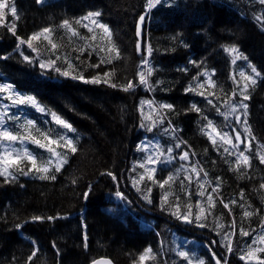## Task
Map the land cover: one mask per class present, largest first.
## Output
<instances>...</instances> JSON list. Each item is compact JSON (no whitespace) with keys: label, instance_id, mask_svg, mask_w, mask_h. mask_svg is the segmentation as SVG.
<instances>
[{"label":"trees","instance_id":"trees-1","mask_svg":"<svg viewBox=\"0 0 264 264\" xmlns=\"http://www.w3.org/2000/svg\"><path fill=\"white\" fill-rule=\"evenodd\" d=\"M256 1L163 0L150 9L146 26L141 28L139 18L146 12L147 0H54L46 4L36 0H12L19 19L8 8L4 9L7 14L3 15L5 24L0 25V72L46 106V115L31 114L36 119L35 127L52 138L59 135L72 138L78 151L72 154L66 149H56L67 153L68 163L59 173H54L55 180H41L38 174L24 176L15 173L16 179L11 182L0 177V264H25L27 257L37 248L39 252L33 264H91L99 257H109L118 264H132L146 247L153 249L157 256L154 262L160 264L163 251L166 250L168 260L171 251L162 245L166 237L162 220L171 236L181 242L188 240L185 233L199 240L196 250L204 254L205 263L215 264V253L216 257L227 259L229 264H248L240 259L239 248L252 243L264 222V211L251 218L243 217L245 209L264 210V189L259 187L264 183V164L255 158L259 145L264 144V75L258 78L254 90H250L251 98L246 101L249 105L247 120L256 137L253 152L246 153L253 157L252 166L241 169L247 175L242 178L240 172L231 170L238 155L236 149L221 146L219 141L214 147L202 129L211 120L219 131L234 137L232 129L237 127L232 115L225 120L220 114L228 110L224 101L233 90L237 92L233 103L241 99L236 83H244L239 75L241 72L252 75L249 64L264 74V19H256L264 17V5L261 7L259 0ZM97 11L101 16L95 19L108 26L112 41L121 54L120 59L110 64L100 63L108 55L100 51V48L109 46L107 38L102 39V30L93 29L95 24L83 19L89 12ZM65 20L71 22L79 35L73 36L66 28L60 27ZM13 23L17 35L24 39L45 27L51 28L50 39L58 48L51 49L43 37L33 42L38 52H33L27 45L17 48L18 40L8 30ZM89 28L93 31L90 32ZM93 36L95 40L82 39ZM138 45L142 48L138 49ZM230 46H235L247 60L232 63L234 54L225 51ZM149 47L152 48L151 55L147 54ZM21 52L33 58V63L24 61ZM144 59L154 69L148 77L151 88L140 84L137 75L143 70ZM49 60L55 62L52 68L39 67V63ZM69 62L74 66L72 69L68 68ZM95 64L100 67L90 66ZM55 67L71 71L73 75L83 74L87 79L103 76L114 69L116 74L112 83L124 85L132 81L135 88L125 92L120 87L113 88L104 83H85L61 76ZM204 72H208L217 85L209 90L214 91L219 99L207 97L216 107L208 104L205 96L187 90L207 81L208 77L202 75ZM197 91L203 90L197 88ZM142 101L153 103L151 106L142 105ZM161 104H171L173 110L161 109ZM192 104H196L201 112L190 111ZM50 112L69 122L75 132L56 124ZM157 112L163 117L162 124H157L152 131L141 126L146 115L151 114L153 119L159 120ZM165 128L169 129L166 133L171 136L164 134V138L174 143L173 157L177 160L167 166L169 147H163L165 154L159 157L163 161L149 166H157L155 175L159 180L170 174L178 175L179 179L171 189L175 195L169 200L173 204L180 203L182 210L185 203H204L209 194L207 191L205 197L199 198L200 189L196 188L197 178L191 173V167L195 165L208 173L206 177L201 173V178L210 182L205 187L217 199L211 217L224 224L229 233L232 231L231 222L235 220L237 223V235L232 237L234 252L229 254L225 242L219 239L225 234L223 230L212 229L216 242L213 243L211 233L200 238L199 232L187 228L183 220L171 214L174 209L165 210L161 197L167 188L161 189L147 180L134 185V180L139 179L144 171L138 167L145 161L143 142L147 141L146 156L153 150L157 152L155 146L158 143L151 140L152 135ZM170 129H175V133L172 134ZM38 138L47 143L42 137ZM177 143H180V149L175 147ZM234 143L239 142L234 140ZM30 146L36 154L38 152L40 159L51 158L46 149ZM224 147H229L233 155L224 152ZM189 150L197 155H192ZM183 151L191 154L188 161L179 159ZM177 169H180L178 173ZM108 172L117 179L107 175ZM186 175L192 176L191 183L184 179ZM180 181L184 182L186 191H181ZM217 185L218 192H213ZM145 193L152 202L147 200L144 206L139 201ZM186 193H192L191 197ZM219 200L225 203L235 200L237 204L230 205L232 211L229 213ZM193 211H196L195 207ZM34 216L56 219L33 221ZM142 220L153 225L144 224ZM175 222L183 225L175 226ZM240 227L248 230L251 236L239 235ZM15 257L17 259H13ZM163 264L166 263L163 261Z\"/></svg>","mask_w":264,"mask_h":264},{"label":"snow or ice","instance_id":"snow-or-ice-1","mask_svg":"<svg viewBox=\"0 0 264 264\" xmlns=\"http://www.w3.org/2000/svg\"><path fill=\"white\" fill-rule=\"evenodd\" d=\"M37 3H43L44 0H36ZM163 2V0H147L146 7L148 9L155 8L157 5H160ZM259 3L261 5H264V0H259ZM8 7L7 0H0V24L3 23V10ZM10 11L13 16H15L17 19H19L17 15V8L15 5H11ZM101 16V13L99 11L97 12H89L83 19L89 20L92 24H95L98 28H100L103 32L102 39L104 37L107 38L108 47L107 48H100V51L107 52V56L105 58L101 59L100 63H112L113 60L120 59V51L116 47V45L112 41V33L109 30L108 26L105 24L100 23L96 17ZM145 17L141 16L139 18L140 22L143 23ZM257 20H262L264 17H256ZM77 24L80 23L79 20L76 21ZM60 27L66 28L69 32L72 33L73 36L79 35L78 32L72 27V24L70 21L65 20ZM87 27V25H85ZM8 30L12 32L13 35L16 36L18 40L17 48L20 47V45H27L29 49H31L33 52H38V48L34 46V41H39L41 37H43L44 40L48 41V44L51 46V49L58 48V45L54 43L50 37L52 33V29L45 27L40 30V32L33 33L29 38L24 39L17 35L16 33V25L15 23L8 26ZM89 31H93V29L89 28ZM140 34L139 31L137 33ZM82 39H93L95 40L96 37H82ZM142 48L141 45H138V49ZM225 51L228 52L230 55H233V61L232 63H235L237 60H247V57L243 55L235 46L226 47ZM148 55H151L152 48L149 47L147 49ZM21 55L23 56L24 61H26L29 64L33 63V58L29 57L28 55H24L23 52H21ZM54 61H46L39 63V67L41 69H49L54 66ZM143 70L139 71L137 73L139 77V83L148 86L151 88V85L149 84L148 77H150L154 71L152 67L149 66V61L147 59H144L142 61ZM91 67H100V64L90 65ZM74 66L69 62L68 68L72 69ZM248 67L251 69L252 75H246L244 72H241L239 75L244 81L243 85L241 86L240 82L237 81V87L239 88L238 95L241 97L239 101L236 103H233L234 98L237 96V92L235 90L232 91V95L228 97L224 101L225 105L227 106L226 112H221L220 114L224 117L225 120H228L229 116L238 113L240 110V114H237L235 116V123L239 124L243 127V133L235 128L232 129L233 135L229 134L228 132L219 131L213 124V121L208 120L207 124L202 129V132L204 135L208 137V139L211 141L212 145L214 147L217 146L218 141L220 142V145H229L232 149H236L238 155L236 156V160L234 162V166L232 167V171L240 172L241 177L243 178L245 175H247L245 172H242V168H250L252 166V159L253 157L246 153H252L253 152V141L256 140V137L252 133L251 126L249 125V122L247 120L248 116V108L249 105L245 103V101H248L250 96V90H254L255 86L257 85L258 78H260L262 75L261 71H259L255 66L249 64ZM54 70L59 73L61 76L64 77H71L72 79L82 80L85 83H93V84H108L109 86L116 88L120 87L123 91L128 92L131 90H134L135 85L132 81H128L124 85H117L116 83H112V77L115 76V70H111L109 72H105L103 76L97 75L90 79H87L83 76V74H77L73 75L71 71H61L59 67H55ZM202 75L207 76V81L200 83L197 85V88L202 89L203 91H197V88L189 87L187 90L191 92H196L197 95L205 96L207 99L208 96H215L217 99H219V96L214 91H210L209 89H215L217 87L215 81L212 79L211 75L208 72L202 73ZM235 80V77H233ZM207 85V88H206ZM207 93V95H206ZM0 94H6L3 98L7 99L11 102L12 106H20V105H31L35 107L38 111L43 112L45 109L43 107H40L37 99L34 96H25L18 91L15 90L14 86L10 83H3L0 84ZM152 101H142L143 104H147L149 106L152 105ZM208 104H213V101L211 99H207ZM8 107L9 105H4V111L0 112V148L3 150L0 151V177L5 178V182H11L16 179L15 173H19L20 175L28 176L30 174H38V178L41 180H55L56 175L54 173H59L61 169L68 163L67 159V153H61L57 151V148L66 149L68 152L75 154L78 151V148L76 146V143L72 138L66 137L64 135H59L57 138H52L48 136L46 133L40 131L39 128L35 127V124L32 120L26 121L25 124L19 125V127L22 129V131H13L9 130L8 127H5L7 121H14L18 119L15 116L9 115L8 113ZM213 107H216V105L213 104ZM159 108L161 109H168L169 111L173 110V105L171 104H161L159 105ZM190 111H195L197 113L201 112V109L197 107L196 104H192ZM216 110L219 112V108L217 107ZM141 111L143 109L141 108ZM157 116L160 117L159 120L153 119L152 115H146L144 117L145 120L150 121L151 123L148 125H141L142 127H147L148 131H152L153 127H155L157 124L163 123V117L159 112L156 113ZM52 117L55 120L56 124L60 125L62 128L67 129L69 132H75V129L73 126L61 118L60 116H57L55 113H52ZM243 117V118H242ZM7 118V119H6ZM204 119H207V117H204ZM35 134H34V131ZM210 130V131H208ZM171 131H176L175 129H172ZM164 132H169L168 128L164 129ZM214 134V135H213ZM246 134V135H244ZM42 137L43 141H46L47 143L42 142V139L38 138ZM234 140L239 143H234ZM20 142L23 144L24 142H29L32 144L37 145L40 148L46 149L50 154L51 158L44 160L40 159L37 155H35L31 150L28 148H15L12 147L13 144ZM7 145V146H5ZM241 145H243V149H241ZM55 146V147H53ZM181 145L180 143H177L175 145L176 148H179ZM157 154L154 156L153 154H149L145 161L140 163L138 165L139 168L144 169L143 173L139 175V179L134 180V185L140 184L142 182L151 181L152 183H155L158 185L159 188L168 190L165 191L164 195L161 197L163 204L165 205V210L168 209H174L171 214L175 216L177 219L183 220L185 223L189 224H197L198 227L204 228L207 227V224L205 221H207L208 217L212 215V210L215 209L217 204V199L214 197L211 193H209L206 196V199L204 203L197 202L195 205L191 203H185L182 206L180 203H171L169 200L170 196L175 195L171 191L172 185L176 183V181L179 179L178 175H168L166 179L159 180L156 178V167H149V165H157L161 163V160L159 159L160 156H163L164 150L161 148L159 144L156 146ZM142 150L146 151L147 146L143 148ZM223 151L228 153L229 155H233V153L230 151L229 147H224ZM173 152V148L169 147L167 149V153L171 154ZM194 155V153H192ZM255 158L259 160L260 164H264V144L259 145V150L255 152ZM175 159V157L169 155V162ZM179 159L181 161H188L190 159V153L188 151H183L182 154H180ZM181 168H184V165H181ZM187 171V169H185ZM135 171V169H133ZM180 171V169H177V173ZM191 173H194L197 178V183L200 191L197 193L199 197H205L206 192L208 189L205 187L206 184H209V181L203 180L201 178V173H203V176L206 177L208 173L203 168H197L195 165H193L190 169ZM107 175L112 176V178L115 180L117 179L116 176H114L111 172H108ZM10 178V179H9ZM185 180H187L189 183L192 182V176L186 175ZM219 179V178H217ZM75 182V181H74ZM181 185V191H186L185 185L183 181H180ZM260 189H264V183H261L259 185ZM219 185L217 187L213 188V192H218ZM140 189H138L139 191ZM148 192H151V189L148 190ZM120 195V193H117ZM189 197H191L192 193H186ZM87 195V194H85ZM241 200L244 199V194L241 192L240 194ZM144 199L148 200L149 203L152 202L149 195H145ZM177 201H179V196L176 197ZM219 203L223 204V207L225 209H228L229 213H231L232 208L230 205L237 204V201L232 200L228 203H225L223 200H219ZM205 204L207 207H205ZM195 207L196 211H193V208ZM251 208V205L248 206ZM264 210L261 209H254L252 211H249L245 209L243 212V217L245 218H251L253 216L260 215L261 212ZM33 221H41L44 219L47 220H54L56 217H40V216H34L31 218ZM17 228L20 227V225H16ZM217 227L221 230L224 229V224L218 223ZM230 227L232 231L226 232L225 240L227 241L225 247L228 253L234 252V247L232 243V237L237 235V223L235 220H233L230 224ZM261 228H264V222L260 225ZM219 234V233H218ZM239 235L249 237L251 236V233L244 229L243 227H240L239 229ZM86 239V237H85ZM213 243H216L215 241ZM253 245H256L253 247ZM264 233L259 234L256 236L252 243L248 245L247 250L244 252L243 255L240 256L241 260L246 261H256V264H264V258H261L258 253H264ZM53 247L55 248L56 245L53 244ZM85 247H87V244L85 243ZM39 252V249H34L30 255L25 260V264H33L34 259L37 257V254ZM57 255H59V250H57ZM179 257H181L184 261H187V264H205L204 259H193L188 252L186 251H179L177 253ZM157 256L153 252V249L151 247L146 248L138 257V259L133 260L132 264H146L147 261L150 260H156ZM213 258L215 260V264H229L227 259L218 258L216 257V254L213 253ZM92 264H112L111 260H94Z\"/></svg>","mask_w":264,"mask_h":264},{"label":"rangeland","instance_id":"rangeland-1","mask_svg":"<svg viewBox=\"0 0 264 264\" xmlns=\"http://www.w3.org/2000/svg\"><path fill=\"white\" fill-rule=\"evenodd\" d=\"M50 1H52V0H44V2L43 3H40V4H46V3H49ZM256 3H257V1L256 0H254ZM7 4H8V7H6V8H8L9 10H10V7H11V5H13V3H12V0H7ZM258 4H260V3H258ZM261 7H263V5H261ZM10 13H11V11H10ZM7 14V13H6ZM143 16V15H142ZM146 20V17H145V19H144V21ZM140 22V21H139ZM140 24H141V26H142V28H143V26H144V24L143 23H141L140 22ZM97 26L96 25H94L93 26V29L94 28H96ZM140 26H138V28H139ZM144 34V33H143ZM139 39V38H138ZM123 41V40H122ZM140 43H141V41H142V39L140 38ZM124 43V42H123ZM12 54L14 53V52H11ZM245 65V64H244ZM3 83H10V82H6V81H2V80H0V84H3ZM11 84V83H10ZM16 91H18L19 93H21L19 90H17V89H15ZM23 93V92H22ZM21 93V94H22ZM23 94H25L26 96H33L32 94H30V93H23ZM6 94H0V112H3L4 111V105H9V107H8V113H9V115H12V116H16V114H15V110H14V107H16V106H12L11 105V102L9 101V100H7V99H4L3 97L5 96ZM35 97V96H34ZM36 98V97H35ZM37 99V98H36ZM38 101V103H39V105H40V107H43L44 109H45V111H43V112H40V111H38L35 107H33V106H31V105H27V104H25V105H21V107L24 109V111H23V113L22 114H20L19 116H17V120L18 121H20V122H26V121H28V120H32L33 122H35V118L34 117H32L31 116V113H34V112H36V113H39V114H46V113H48V111H47V108H46V106L43 104V103H41L39 100H37ZM239 101V100H238ZM237 102V101H236ZM235 102V103H236ZM245 103H247L246 101H245ZM240 112H242V110H240L238 113H236V114H233L232 116H231V118H232V120H234L235 121V116L237 115V114H240ZM50 115H52V112H50L49 113ZM243 118V117H242ZM7 119V118H6ZM151 122H149V124H150ZM142 124L143 125H148V122H147V120H142ZM19 125H22V124H20V123H18V124H16V120H14V121H7V123H6V125H5V127H8L9 128V130H13V131H17V129H20V127H19ZM236 127H237V130H239V129H241V131L243 132V127L241 126V125H239V124H236L235 125ZM172 129H170V132L173 134V133H175V132H173V131H171ZM240 131V130H239ZM164 134H166V135H168V136H171V134L170 133H166V132H164V130L163 129H159V131H157V132H154L153 133V135H152V141L154 142V143H158L160 146H161V148H163V147H171V148H173L174 147V143L173 142H170L168 139L166 140L164 137H166ZM244 135H246V134H244ZM146 142L147 141H144L143 142V146H144V148H145V146H146ZM161 143H163V144H161ZM5 146H7V145H5ZM12 147H15V148H18V149H21V148H28L29 150H31L30 149V146H29V144H28V142H24L23 144H21L20 142H17V143H15V144H13L12 145ZM180 149V148H179ZM3 149L2 148H0V151H2ZM176 149L174 148L173 149V152L175 151ZM173 152L170 154L171 156H173ZM189 152L192 154V153H194V151L193 150H189ZM144 153V157H143V159H146V151H144L143 152ZM151 154H153L154 156L157 154V152H156V150H153L152 152H151ZM191 154H190V158L192 157L191 156ZM194 155H197L196 153H194ZM161 157V156H160ZM167 157H165V159H166ZM161 161H163V158H161L160 159ZM175 160H177L176 158L175 159H172L170 162L168 161V163H167V166L168 165H170L172 162H174ZM142 161H144V160H142ZM149 167H151V166H149ZM155 167H157V166H155ZM177 167H179V166H177ZM134 169V168H133ZM140 170H144V169H141V168H139ZM197 188V190L199 189V187H196ZM208 193H210V191L208 190ZM146 195V193L143 195V196H141L140 197V200L141 201H139V203L140 204H142V205H146L145 203L147 202V200L146 199H144V196ZM149 195V194H148ZM199 198H202V197H199ZM203 201V200H202ZM147 208V207H146ZM148 210V212H150L149 211V208H147ZM143 213L144 214H146L145 212H144V210H143ZM117 222H119L120 223V221H119V219H117ZM166 223V222H165ZM165 223H164V221L162 220V229H164V231H165V234H166V237L164 238V240H163V246L167 249V250H171L170 251V260H168V259H166V257L168 256L167 255V253H166V250H164L163 251V256L161 257L162 259H161V263L160 264H163V261H164V263H166V264H169V263H171V264H176V262H178V263H180V264H187V261H184L181 257H179L178 255H177V253L179 252V251H186V252H188L189 253V255L195 260V259H204L205 260V258L203 257L204 256V254H202L201 253V251H199V250H196V249H198V243H199V240H196V242L197 243H194V246L193 245H191V243L193 242V239L192 238H189L188 240H184L183 242H181V240L179 239V238H177L176 239V237H174V236H171V232L165 227L166 225H165ZM205 223L207 224V227H204V228H201V227H198L197 226V224H195V223H193L192 225H188L189 223H185L184 222V226L187 224V228H192V229H194V231H196V233H198L199 232V237H205L206 235H209V233H211V231H212V229L215 227L216 229H217V231L218 232H221L222 230L220 229V228H218L217 227V224H218V222H215V220H213V218L211 217V215L208 217V219H207V221H205ZM183 225V223H181V222H175V226H182ZM195 225V226H194ZM191 229V230H192ZM223 231H224V233H226V228L224 227V229H223ZM73 232H75V229H74V227H73ZM213 233V235L215 234L214 232H212ZM212 233H211V236H210V241H212V242H214V240H215V237H212ZM261 233H264V228H260V230L255 234L256 236H258L259 234H261ZM186 234V236H189L187 233H185ZM255 236V237H256ZM219 239H221L223 242H225V245H226V243H227V241L225 240V236L224 235H220V238ZM180 240V242H178ZM256 245H254L253 247H255ZM261 246H264V245H261ZM146 248H148V247H146ZM192 248H194V250L192 249ZM245 247H240L239 248V253H240V256L241 255H243L244 254V252L246 251V249H244ZM204 253V252H203ZM258 255L262 258H264V253H258ZM13 259H17V257H15V258H13ZM245 261V263H248V264H256V261H246V260H244ZM146 264H155V262L153 261V260H150V261H147L146 262ZM206 264V263H205Z\"/></svg>","mask_w":264,"mask_h":264},{"label":"water","instance_id":"water-1","mask_svg":"<svg viewBox=\"0 0 264 264\" xmlns=\"http://www.w3.org/2000/svg\"><path fill=\"white\" fill-rule=\"evenodd\" d=\"M147 11H148V8H147ZM96 260H99V261H103V260H111L112 261V264H117L115 263L111 258H108V257H99L97 258ZM92 264V263H91Z\"/></svg>","mask_w":264,"mask_h":264},{"label":"bare ground","instance_id":"bare-ground-1","mask_svg":"<svg viewBox=\"0 0 264 264\" xmlns=\"http://www.w3.org/2000/svg\"><path fill=\"white\" fill-rule=\"evenodd\" d=\"M253 17V16H252ZM246 18V17H245ZM250 20H252V19H250ZM258 21V20H257ZM261 21V20H260ZM252 22H254V21H252ZM255 23V22H254ZM256 25H257V23H256ZM258 26V25H257ZM240 78V77H239ZM241 79V78H240ZM237 84V83H236ZM242 85V84H241ZM239 90V89H238ZM238 93H239V91H238Z\"/></svg>","mask_w":264,"mask_h":264}]
</instances>
